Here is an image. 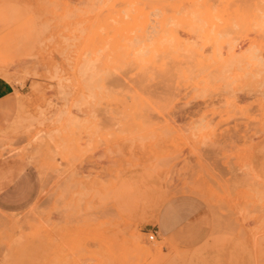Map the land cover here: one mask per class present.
<instances>
[{
  "label": "rangeland",
  "instance_id": "374dc122",
  "mask_svg": "<svg viewBox=\"0 0 264 264\" xmlns=\"http://www.w3.org/2000/svg\"><path fill=\"white\" fill-rule=\"evenodd\" d=\"M169 1L0 0V264H264V0Z\"/></svg>",
  "mask_w": 264,
  "mask_h": 264
},
{
  "label": "crops",
  "instance_id": "0c3cea01",
  "mask_svg": "<svg viewBox=\"0 0 264 264\" xmlns=\"http://www.w3.org/2000/svg\"><path fill=\"white\" fill-rule=\"evenodd\" d=\"M10 93V89L0 81V99L4 98Z\"/></svg>",
  "mask_w": 264,
  "mask_h": 264
},
{
  "label": "bare ground",
  "instance_id": "6f19581e",
  "mask_svg": "<svg viewBox=\"0 0 264 264\" xmlns=\"http://www.w3.org/2000/svg\"><path fill=\"white\" fill-rule=\"evenodd\" d=\"M154 1H155V0H154ZM161 1H162V0H161ZM170 1L172 2V0H170ZM170 1H169V2H170ZM178 1H179V0H178ZM179 2H180V1H179ZM157 3H158V2H157ZM180 3H181V2H180ZM145 6H146V5H145ZM155 6H156V5H155ZM188 7H189V6H188ZM190 8H191V7H190ZM192 8H193V7H192ZM192 8H191V9H192ZM156 10H157V9H156ZM158 10H159V9H158ZM158 10H157V11H158ZM159 12H160V11H159ZM167 12H168V11H166V13H167ZM168 13H169V12H168ZM159 16H160V15H159ZM124 18H127V17H124ZM161 21H162V20H161ZM166 26H167V25H166ZM165 29H166V28H165ZM164 33H165V32H164ZM165 34H166V35L168 34L167 31H166ZM162 39H163V38H162ZM171 40H172V39H171ZM166 41H167V40H166ZM173 41H174V40H173ZM174 44H175V43H174ZM176 46H177V45H176ZM112 48H113V47H112ZM115 49H116V48H115ZM181 49H182V48H181ZM173 52H174V51H173ZM175 53H176V51H175ZM180 55H181V54H180ZM167 56H168V55H167ZM164 57H165V56H164ZM164 57H163V58H164ZM125 63H126V62H125ZM170 63H171V62H170ZM170 63L168 62V64H170ZM129 64H130V62H129ZM165 65H166V64H165ZM167 66H168V65H167ZM171 69H172V68H171ZM169 71H170V70H169ZM170 72H171V71H170ZM155 74H156V73H155ZM156 75H157V74H156ZM109 76H110V75H109ZM141 76H142V75H141ZM141 76H140V77H141ZM161 78H162V77H161ZM169 78H170V77H169ZM141 79H142V78H141ZM149 79H151V78H149ZM161 82H162V81H161ZM167 88H168V87H167Z\"/></svg>",
  "mask_w": 264,
  "mask_h": 264
},
{
  "label": "built area",
  "instance_id": "2783aa9c",
  "mask_svg": "<svg viewBox=\"0 0 264 264\" xmlns=\"http://www.w3.org/2000/svg\"><path fill=\"white\" fill-rule=\"evenodd\" d=\"M154 238V234L150 235V240H152Z\"/></svg>",
  "mask_w": 264,
  "mask_h": 264
}]
</instances>
